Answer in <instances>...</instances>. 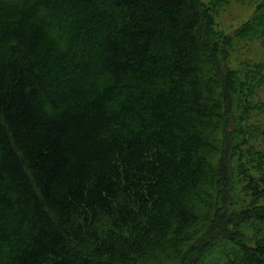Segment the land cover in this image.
Returning <instances> with one entry per match:
<instances>
[{"label": "trees", "instance_id": "1", "mask_svg": "<svg viewBox=\"0 0 264 264\" xmlns=\"http://www.w3.org/2000/svg\"><path fill=\"white\" fill-rule=\"evenodd\" d=\"M232 47L203 0H0V264H264Z\"/></svg>", "mask_w": 264, "mask_h": 264}, {"label": "rangeland", "instance_id": "2", "mask_svg": "<svg viewBox=\"0 0 264 264\" xmlns=\"http://www.w3.org/2000/svg\"><path fill=\"white\" fill-rule=\"evenodd\" d=\"M218 30L233 39L230 65L248 92L245 164L251 192L264 199V0H203ZM249 88V90H248ZM254 186H258L256 191Z\"/></svg>", "mask_w": 264, "mask_h": 264}]
</instances>
